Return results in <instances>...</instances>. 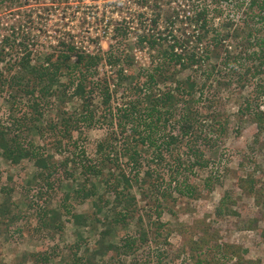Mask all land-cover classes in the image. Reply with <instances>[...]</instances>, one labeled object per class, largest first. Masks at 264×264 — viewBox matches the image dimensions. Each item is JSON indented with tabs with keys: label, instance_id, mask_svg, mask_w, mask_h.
<instances>
[{
	"label": "trees",
	"instance_id": "obj_1",
	"mask_svg": "<svg viewBox=\"0 0 264 264\" xmlns=\"http://www.w3.org/2000/svg\"><path fill=\"white\" fill-rule=\"evenodd\" d=\"M141 1L137 22L105 24L110 31L106 48L98 36L91 42L71 37L59 40L52 52L26 48L19 53L1 39L0 93L9 91L12 122L15 126L25 123L23 131L28 134L46 132L51 140L42 145L26 140L14 124L0 117V157L13 165L31 160L32 180L41 184L35 194L46 200L65 177L73 176L67 165L76 168L78 164L83 182L69 184L57 208H50V203L43 206L40 220L59 231L61 217L76 226H103L97 246L85 255H77L80 245L75 244L74 264H98L99 253V257L110 253L111 264H126L123 257L147 247L152 249L142 264H188L166 259L169 238L174 230L182 233V227H172L162 215L172 211L179 195H193L200 189L189 178L195 168L210 164L213 149L221 157L231 116L220 110L222 100L214 91L231 85L244 90L250 85L247 94L234 93L233 117L238 124L253 123L256 135L264 133L260 106L264 101V0H168L167 12L160 8L164 0ZM146 9L152 13L147 22ZM88 44L95 50L88 49ZM184 71L189 73L182 78ZM20 96L27 97V102L16 117L13 111L22 104ZM72 100L73 107H66ZM51 109L57 112L48 119L46 112ZM96 122L108 127L106 136L96 143L92 157L77 154L80 146L74 133L81 134ZM54 151L62 156L56 158ZM158 164L167 165L166 174ZM124 165L134 171L127 172ZM94 177L97 182L91 180ZM238 182L257 203H264V183L257 185L249 172ZM87 199L93 210L77 212L76 204ZM221 211H228L223 202L217 208ZM19 212L18 204L5 192L0 224L14 225ZM131 222L134 230H122L118 244L105 243L117 227L125 229ZM260 235L264 239V229ZM183 252L195 264L253 263L246 249L223 242L218 230L205 224L175 254L179 257ZM23 258L31 264H49L51 255L24 252ZM132 264L140 263L133 258Z\"/></svg>",
	"mask_w": 264,
	"mask_h": 264
},
{
	"label": "rangeland",
	"instance_id": "obj_2",
	"mask_svg": "<svg viewBox=\"0 0 264 264\" xmlns=\"http://www.w3.org/2000/svg\"><path fill=\"white\" fill-rule=\"evenodd\" d=\"M141 4V0L0 1V43L4 38L15 52L20 53L27 48L38 53L52 52L57 47V42L64 38L69 39L67 37L75 36L79 41L88 37L91 42L94 37L98 36L100 45L106 48L110 31L105 23L118 22L120 19L132 23L137 22V13L140 12ZM162 4L160 6L162 11H169V5H171L169 1L164 0ZM172 5L175 6V3L173 2ZM146 10L148 14L146 19L144 18L145 22L152 17L151 10ZM64 16L69 18L62 20ZM104 32H107V35ZM88 46V49L95 50L94 45L88 44ZM188 73L184 71L180 77L184 78ZM250 88L248 85L244 90H240L235 85H231L214 91L222 100L223 105L220 110L231 116L230 129L220 149L221 157L216 154L218 150L213 149L211 155L214 159L210 164L204 168H195L194 173L190 175V182L199 186L200 189L193 195L184 193L178 196L175 192V196H178L175 207L171 212H163L164 221L174 228L182 227V233L174 230L169 238L171 248L166 259L170 262L176 263L183 260L188 264H195L194 259L189 258L187 252L181 253L179 257L175 253L183 242L192 238L194 232L205 224L218 230L223 242L237 244L246 249V257L252 259V264H264V239L260 235V230L264 229V203H257L255 196L245 192L238 182L239 177L245 178L249 172L257 180V185L264 183V133L256 135L253 123L246 121L238 124L233 117L236 111L234 93L247 94ZM18 99L22 104L13 111L16 117L21 115L20 112L24 110L27 102V97L20 96ZM10 101L9 91H2L0 93V117H3L8 125L14 124V118L11 117L9 110L12 109ZM117 101L119 99L115 100ZM260 102L261 109L264 111V101L261 99ZM72 103H75V100L67 102L66 107H73ZM56 112V109L49 110L46 112V118L55 116ZM25 126V123L15 126L24 139L31 138L30 140L39 145L46 142L49 144L51 139L46 132L28 134L23 131ZM107 128L105 124L96 122L85 128L83 133H74V138L78 140L80 146L77 154L92 157L95 154L96 143L106 136ZM54 154L56 158L62 156L59 152L54 151ZM240 162H244L243 167ZM76 166L75 168L74 164L67 165L66 170L72 172L73 176L65 177L58 191L46 200L45 196L39 199L35 194L41 184L32 180L35 168L31 160L24 159L13 165L0 157V203L4 193L9 192L20 210V217L14 225L6 227L0 224V264H31L30 261H24L23 254L36 251L48 252L51 255L49 264H74L72 251H74L75 244L80 245L78 256L85 255L87 249H94L97 246L96 241L99 231L103 229L102 224L76 226L71 220L61 217L58 222L63 225V229L59 231L47 225L44 226L40 220L43 206L50 203L48 205L50 208H57L62 194L68 191L69 184L79 186L77 182H83L84 176L80 169H77L79 165L76 164ZM157 166L166 174L167 165L158 164ZM123 167L127 172L134 171L131 166L124 165ZM61 174L65 175L63 171ZM183 177L182 174L179 175V184ZM166 178L165 181H168V177ZM91 180L97 182L98 179L94 177ZM174 184L172 181L171 186ZM179 184L177 186H180ZM102 189L103 186H99L98 190ZM134 192L139 204L143 205L144 201L136 187H134ZM26 201H30L31 204L28 205ZM220 202L227 206L228 211L217 212ZM76 210L77 212H91L93 210L91 199L77 203ZM122 230L132 232L134 223L131 222L125 229L117 227L106 237L105 243L118 244ZM151 249L142 248L134 256L122 259L126 264H132L135 258L138 263L142 264L146 252ZM108 254L110 253L99 257V253L95 262L111 264L112 260L108 258Z\"/></svg>",
	"mask_w": 264,
	"mask_h": 264
},
{
	"label": "built area",
	"instance_id": "obj_3",
	"mask_svg": "<svg viewBox=\"0 0 264 264\" xmlns=\"http://www.w3.org/2000/svg\"><path fill=\"white\" fill-rule=\"evenodd\" d=\"M60 1H61V0H60ZM67 1H70V0H67ZM42 2H43V0H42ZM44 4H45V3H44ZM66 18H69V17H68V16H64V17L62 18V20H63V19L65 20ZM120 20H121V19H120ZM106 23H107V22H106ZM106 23H105V24H106ZM104 33H106L105 35H107V32H104ZM99 36L102 37L103 35H99ZM71 37L74 38V40H78L75 36H71ZM71 37H67V38H71ZM80 41H85V42H86V41H89V38L87 37V38H84L83 40H80Z\"/></svg>",
	"mask_w": 264,
	"mask_h": 264
}]
</instances>
